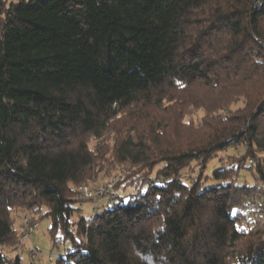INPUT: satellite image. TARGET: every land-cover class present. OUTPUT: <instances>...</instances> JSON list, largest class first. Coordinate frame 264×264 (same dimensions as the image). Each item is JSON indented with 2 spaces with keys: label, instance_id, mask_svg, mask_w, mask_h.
Instances as JSON below:
<instances>
[{
  "label": "trees",
  "instance_id": "16d2710c",
  "mask_svg": "<svg viewBox=\"0 0 264 264\" xmlns=\"http://www.w3.org/2000/svg\"><path fill=\"white\" fill-rule=\"evenodd\" d=\"M23 214L53 264H264V0H0V264Z\"/></svg>",
  "mask_w": 264,
  "mask_h": 264
},
{
  "label": "rangeland",
  "instance_id": "374dc122",
  "mask_svg": "<svg viewBox=\"0 0 264 264\" xmlns=\"http://www.w3.org/2000/svg\"><path fill=\"white\" fill-rule=\"evenodd\" d=\"M230 149L226 153H230ZM219 156H216L208 164L206 172H209L211 169L220 166ZM113 179L111 177V182ZM93 203L91 201L84 202V210L88 211L92 209ZM259 216L263 215L262 213L258 214ZM26 214H23V220ZM28 219V218H27ZM23 222V221H22ZM49 225L48 217H43L37 219L34 223V226L31 231V235L28 239L23 241L22 247L20 249V255L24 262H30L31 260L36 264H53L55 254L58 251V247L52 245L51 236L47 230ZM36 247L41 251V254L34 259L30 257L29 251L31 248ZM63 247V244L60 245V248Z\"/></svg>",
  "mask_w": 264,
  "mask_h": 264
},
{
  "label": "built area",
  "instance_id": "2783aa9c",
  "mask_svg": "<svg viewBox=\"0 0 264 264\" xmlns=\"http://www.w3.org/2000/svg\"><path fill=\"white\" fill-rule=\"evenodd\" d=\"M113 182H114V180H112L111 182L104 183V184H99L93 192L90 189H88L87 186L83 187L82 191L86 196H91V194H97V195L99 194L100 195V194H103L106 191H108L109 188L113 185ZM255 208H256L257 212L262 213L261 206H255ZM23 222L25 224V227L21 226V229L23 230V233H24L22 238H25V237L27 238L31 232V229L26 226V222H27L26 216H24ZM30 252H31V256H36V255L40 254V252L35 247L31 248Z\"/></svg>",
  "mask_w": 264,
  "mask_h": 264
}]
</instances>
